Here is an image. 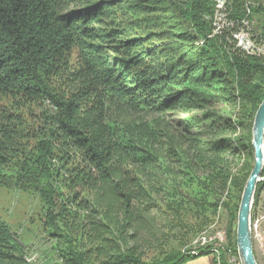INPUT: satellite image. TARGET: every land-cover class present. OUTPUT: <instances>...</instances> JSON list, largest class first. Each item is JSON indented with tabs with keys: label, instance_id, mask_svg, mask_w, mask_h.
I'll return each instance as SVG.
<instances>
[{
	"label": "trees",
	"instance_id": "obj_1",
	"mask_svg": "<svg viewBox=\"0 0 264 264\" xmlns=\"http://www.w3.org/2000/svg\"><path fill=\"white\" fill-rule=\"evenodd\" d=\"M227 2L234 29L264 20V0ZM214 14V0H0V91L58 112L35 144L16 116H0V188L40 197L62 264H217L211 248L192 256L168 241L188 243L220 211L238 254L264 57L246 55L229 32L214 35ZM75 47L81 68L59 94L49 82ZM222 102L233 116L212 109ZM172 114L187 116L174 127L164 122ZM0 264H28L1 219Z\"/></svg>",
	"mask_w": 264,
	"mask_h": 264
},
{
	"label": "rangeland",
	"instance_id": "obj_2",
	"mask_svg": "<svg viewBox=\"0 0 264 264\" xmlns=\"http://www.w3.org/2000/svg\"><path fill=\"white\" fill-rule=\"evenodd\" d=\"M263 24L264 20L261 17H256L253 20L251 35L256 43H259ZM81 65L79 50L75 47L65 56L56 75L51 78L49 82L51 90L59 94L70 92L75 85L73 79L75 78L74 74L81 68ZM212 109L227 116H233L235 113V107L226 102L217 104ZM57 113V110L49 102L29 100L15 93H3L0 91V116L8 114L16 116L23 125L28 143L30 144H35L37 140L43 138H49L51 129L55 127L54 123H56ZM193 114H200V112L194 111ZM186 116L168 115L164 118V122L177 127L178 123L185 119ZM143 118L148 123H153L156 116L144 115ZM109 127L113 132L118 130L115 124L109 123ZM75 162L77 161L75 160ZM72 165L73 163L69 166ZM260 183L262 184V189L255 207L254 198L251 213L252 224L258 218L264 217V171ZM0 219L11 227L12 231L25 246L28 264H62L57 251L56 238L49 236L44 225L45 207L38 195L0 188ZM211 226L213 228L210 230V235L226 230V227H228V216L226 212L220 211L214 218L212 224L198 236L192 238L188 243L184 242L181 236H171V241L169 240L168 244L176 249L182 248V250H186L203 232L208 231ZM160 237L158 236V240ZM252 238L257 263L264 264V220L261 221L258 234H252ZM156 243L161 249L163 246L162 241L159 240ZM92 246L87 239L82 245L84 249L92 248ZM60 247H62L61 244ZM150 250L144 248L142 251L143 256L151 257L152 253ZM93 264H103V262L99 257H95L93 258ZM189 264H215L214 256L204 257ZM233 264L242 263L238 259L236 261L234 260Z\"/></svg>",
	"mask_w": 264,
	"mask_h": 264
},
{
	"label": "built area",
	"instance_id": "obj_3",
	"mask_svg": "<svg viewBox=\"0 0 264 264\" xmlns=\"http://www.w3.org/2000/svg\"><path fill=\"white\" fill-rule=\"evenodd\" d=\"M215 14L213 20L214 35L229 32V40L233 41L237 48L242 50L248 56L264 57V43H256L251 35L253 22L244 19L237 29H234L237 23L230 18L227 0H214ZM264 217L251 224L252 234L257 235L261 221ZM213 226V225H212ZM210 227L208 231L203 232L188 248L192 256H197L207 248H211L214 252L216 263L222 264L223 253H226L227 264H233L234 260H240L239 255L234 252L230 246L228 239V228L226 230L216 232L210 235Z\"/></svg>",
	"mask_w": 264,
	"mask_h": 264
},
{
	"label": "water",
	"instance_id": "obj_4",
	"mask_svg": "<svg viewBox=\"0 0 264 264\" xmlns=\"http://www.w3.org/2000/svg\"><path fill=\"white\" fill-rule=\"evenodd\" d=\"M252 146L255 163L242 195L236 229L238 255L242 264H258L253 248L251 213L264 171V101L255 116Z\"/></svg>",
	"mask_w": 264,
	"mask_h": 264
},
{
	"label": "crops",
	"instance_id": "obj_5",
	"mask_svg": "<svg viewBox=\"0 0 264 264\" xmlns=\"http://www.w3.org/2000/svg\"><path fill=\"white\" fill-rule=\"evenodd\" d=\"M198 261V260H197ZM193 263V262H192Z\"/></svg>",
	"mask_w": 264,
	"mask_h": 264
}]
</instances>
